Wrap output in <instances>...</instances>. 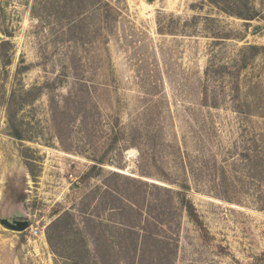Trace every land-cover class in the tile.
Wrapping results in <instances>:
<instances>
[{"label": "rangeland", "instance_id": "374dc122", "mask_svg": "<svg viewBox=\"0 0 264 264\" xmlns=\"http://www.w3.org/2000/svg\"><path fill=\"white\" fill-rule=\"evenodd\" d=\"M0 264H264V0H0Z\"/></svg>", "mask_w": 264, "mask_h": 264}]
</instances>
